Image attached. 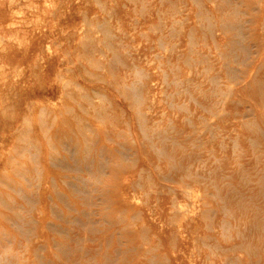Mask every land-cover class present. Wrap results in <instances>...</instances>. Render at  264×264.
Masks as SVG:
<instances>
[{
    "label": "rangeland",
    "instance_id": "1",
    "mask_svg": "<svg viewBox=\"0 0 264 264\" xmlns=\"http://www.w3.org/2000/svg\"><path fill=\"white\" fill-rule=\"evenodd\" d=\"M0 4V264L264 261V0ZM149 104L194 143L143 159Z\"/></svg>",
    "mask_w": 264,
    "mask_h": 264
},
{
    "label": "bare ground",
    "instance_id": "2",
    "mask_svg": "<svg viewBox=\"0 0 264 264\" xmlns=\"http://www.w3.org/2000/svg\"><path fill=\"white\" fill-rule=\"evenodd\" d=\"M3 14L4 13L2 11V6L0 4V15ZM224 19L226 20V18ZM227 22L228 21H226L225 23L223 22V25L229 26L230 21L228 22V24ZM215 80L216 79H214V81ZM28 94L32 96L35 95V90L30 87L29 90L25 91V95ZM147 107L149 114L144 116H139L137 118V124L140 127L142 133V135H140V138L138 139L139 142L137 143V146H138V150L141 151V155L143 159H145L146 152H149V150L151 149L155 151L157 150L158 153L161 152L165 153L168 151L178 150L180 148L187 147L186 145H189L190 143H194V140H196V137L197 135H199V133L198 130L193 126L194 122H192L190 118H187V116H185L186 121L185 122L180 121L179 123H176L173 119H170L169 121L165 122L163 118L155 114L157 112V108L155 106L149 104ZM190 158L189 157L186 158V155H182L179 159L180 163L178 162V164L181 170V174L179 178L181 179L182 177L192 175L190 169L192 165V161L190 160ZM172 167L175 166L172 165ZM78 179L82 180L81 177H78ZM82 182L83 181L78 182V184L81 185ZM189 187L190 186H186L184 189H182L183 193H188L190 191ZM258 190L259 193H262V196L264 197V184ZM238 194L241 195L239 201L240 204L239 206H241L240 209L241 212L243 214H249V211L252 212L251 214L252 225L250 227H247L245 230L244 229L240 230L239 237L242 236L246 240L253 239L254 236H256L255 235L256 229L258 231L263 229L264 231V215H262L264 214V201L260 202L259 204L251 203V205H249L246 203L243 197L245 194L243 193L242 195L241 192H239ZM174 204L175 203H173V205ZM242 243L245 244L243 240ZM255 243L258 244L252 243L254 245L250 246L249 249H247L246 251L251 261H256L258 263L257 258L259 254V249H261V247L262 249H264V236L260 241L258 240V242ZM235 244L240 245L239 242ZM249 245H251V243H249ZM131 258L132 255H128L127 257H125L126 260ZM258 264H264V261L263 262L260 261Z\"/></svg>",
    "mask_w": 264,
    "mask_h": 264
}]
</instances>
